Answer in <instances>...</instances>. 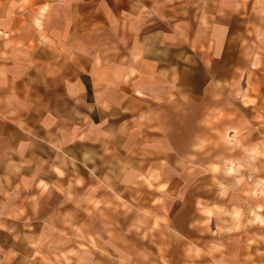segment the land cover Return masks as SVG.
I'll return each instance as SVG.
<instances>
[{
	"label": "crops",
	"instance_id": "obj_1",
	"mask_svg": "<svg viewBox=\"0 0 264 264\" xmlns=\"http://www.w3.org/2000/svg\"><path fill=\"white\" fill-rule=\"evenodd\" d=\"M238 43L264 54V0H0V264H264V125H225L223 168L189 170L153 123L154 98L184 96L186 53L227 64ZM153 187L180 199L157 229Z\"/></svg>",
	"mask_w": 264,
	"mask_h": 264
},
{
	"label": "rangeland",
	"instance_id": "obj_2",
	"mask_svg": "<svg viewBox=\"0 0 264 264\" xmlns=\"http://www.w3.org/2000/svg\"><path fill=\"white\" fill-rule=\"evenodd\" d=\"M239 42H241L240 39ZM238 44V49H236L237 47L229 49L225 54L224 50L216 52V57L222 63H227L216 66L198 62L201 61L200 59L208 57L205 50L197 52L199 56L195 57L198 60H191L190 57L192 56L186 53L183 61L184 65L182 66L185 71L184 82L186 88L184 96L176 98L169 95V98L165 96L154 98L153 123L159 125L158 122L163 119L167 129L172 127L170 130L168 129L170 138L180 139L183 137L177 147L187 157L188 162L185 167L189 170L193 168L198 170L207 169L210 153H213V157H216L217 170L223 168L227 161L225 158L226 152L229 150L223 137L226 136L227 138L230 132V130L225 129V125H240L241 123L264 125V54L262 51L260 53L256 49L250 48L255 44ZM241 59L246 64H229L230 61L239 62ZM169 60L172 59L170 58ZM164 72L167 71L164 69ZM170 84L172 82L169 79L166 85ZM193 93L200 94V96H192ZM228 111L229 114H227ZM210 122L217 125L216 132H213V138L216 139L217 137L214 144L210 142L212 133L208 131V128L202 126L201 131L196 130L197 125H210ZM193 132H201L202 136L200 134V139L205 140L201 144L204 146L192 145L191 135ZM173 148L176 149L175 145H173ZM173 154L175 155V152ZM171 162L168 165H171ZM158 168L154 167L153 171L156 172ZM207 174L203 173L200 178V185L203 186L201 189L202 193H207L212 200H216L218 203H225L229 196L228 189L216 179H210ZM256 181L259 189L255 193L259 195L261 203H263L264 179H257ZM148 183L146 182L147 185H149ZM142 184L145 185L144 178L136 183V185ZM255 186L257 188V184ZM155 190L156 188L154 189L153 187L152 206L155 209H153L152 214L156 218L154 228L157 229V220L163 219L167 223L174 210L180 207V199L175 193V195H172L174 197L167 199L166 204H164L160 202L161 199ZM252 195L253 193L248 194V197H246L247 202L251 203L255 200ZM144 196L141 193L136 195L134 201L137 205ZM146 196L151 199L150 196ZM203 202L205 203L206 201L203 200ZM160 205L164 208L163 211L157 209ZM253 210L251 208L248 215H246L245 219L247 221L243 224V226L245 225L244 227L247 225L250 227L253 221L258 219L257 216L253 219ZM234 217L237 218V215Z\"/></svg>",
	"mask_w": 264,
	"mask_h": 264
}]
</instances>
